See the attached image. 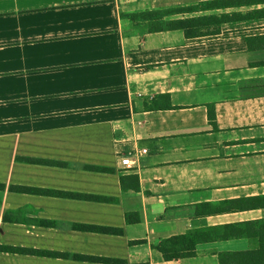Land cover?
I'll return each instance as SVG.
<instances>
[{"label": "crops", "instance_id": "0c3cea01", "mask_svg": "<svg viewBox=\"0 0 264 264\" xmlns=\"http://www.w3.org/2000/svg\"><path fill=\"white\" fill-rule=\"evenodd\" d=\"M261 196L264 0H0V264H226Z\"/></svg>", "mask_w": 264, "mask_h": 264}, {"label": "trees", "instance_id": "16d2710c", "mask_svg": "<svg viewBox=\"0 0 264 264\" xmlns=\"http://www.w3.org/2000/svg\"><path fill=\"white\" fill-rule=\"evenodd\" d=\"M192 8L188 7H165L149 10L134 11L125 14V17L132 21L134 25H141L146 31L160 30H182L184 36L193 37L199 34L196 27L199 26L200 18H178L173 17L178 13H190ZM206 22V18H204ZM212 111L208 110V119L212 120ZM260 204H264V196H261ZM252 235H254L252 233ZM259 241L255 250L243 252H225L220 254L221 260H229L226 264L251 263L257 262L264 264V220L262 221L261 231L257 234ZM184 235H171L161 238L154 244L155 249L161 254L164 260L174 259L179 256L189 255L192 253L190 248L186 247V242L183 240ZM246 259L247 261H243Z\"/></svg>", "mask_w": 264, "mask_h": 264}, {"label": "built area", "instance_id": "2783aa9c", "mask_svg": "<svg viewBox=\"0 0 264 264\" xmlns=\"http://www.w3.org/2000/svg\"><path fill=\"white\" fill-rule=\"evenodd\" d=\"M145 153V149H137L133 152V156H138L139 154ZM120 164H122L125 167H130L133 164V160L129 158V156H122L120 158Z\"/></svg>", "mask_w": 264, "mask_h": 264}]
</instances>
